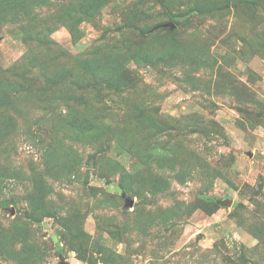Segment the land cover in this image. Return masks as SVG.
<instances>
[{
  "label": "rangeland",
  "instance_id": "1",
  "mask_svg": "<svg viewBox=\"0 0 264 264\" xmlns=\"http://www.w3.org/2000/svg\"><path fill=\"white\" fill-rule=\"evenodd\" d=\"M62 261L264 264V0H0V264Z\"/></svg>",
  "mask_w": 264,
  "mask_h": 264
},
{
  "label": "water",
  "instance_id": "2",
  "mask_svg": "<svg viewBox=\"0 0 264 264\" xmlns=\"http://www.w3.org/2000/svg\"><path fill=\"white\" fill-rule=\"evenodd\" d=\"M167 26L173 28L174 27V24L169 23V24H167ZM219 203L222 204V205H224V206H228V205H231L232 204V201L231 200H227V199L226 200L220 199L219 200ZM61 264H67V263H65L64 261H62Z\"/></svg>",
  "mask_w": 264,
  "mask_h": 264
}]
</instances>
